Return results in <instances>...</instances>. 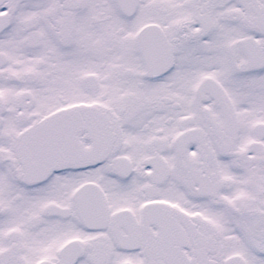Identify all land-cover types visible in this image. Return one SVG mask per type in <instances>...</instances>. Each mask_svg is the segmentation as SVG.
<instances>
[{"label":"snow or ice","instance_id":"6c2138e0","mask_svg":"<svg viewBox=\"0 0 264 264\" xmlns=\"http://www.w3.org/2000/svg\"><path fill=\"white\" fill-rule=\"evenodd\" d=\"M0 264H264V0H0Z\"/></svg>","mask_w":264,"mask_h":264}]
</instances>
